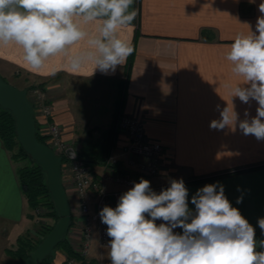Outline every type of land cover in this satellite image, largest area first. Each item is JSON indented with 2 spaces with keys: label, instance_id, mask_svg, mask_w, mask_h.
<instances>
[{
  "label": "crops",
  "instance_id": "0c3cea01",
  "mask_svg": "<svg viewBox=\"0 0 264 264\" xmlns=\"http://www.w3.org/2000/svg\"><path fill=\"white\" fill-rule=\"evenodd\" d=\"M260 3L261 0H134L132 7L137 16L132 26L122 32L134 52L115 74L104 75L97 70L91 76L90 68L75 74L60 58L35 73L22 64L19 51L9 46L0 48V76L15 78L18 84L13 86L19 89L44 83L48 90L56 92L49 100L53 118L66 129L63 139L75 154L77 130L87 128L86 122L96 129L107 127L119 97L121 113L140 118L145 137L163 146V166L152 178L154 191L159 193L170 186V180L182 178L189 190V208L194 212L191 197L196 191L220 182L232 206L255 228L257 240L264 239L257 223L264 218V141L243 135L238 127L235 132L209 127L212 120L220 118L217 105L222 109L226 101L230 103L224 83L240 80L231 73L226 53L236 34L247 33L244 23L255 31ZM233 103L240 119L245 118V110L249 118L256 115V101L244 104L233 98ZM105 104L110 107V116L108 124L101 125L97 114L104 111ZM121 143L117 133L112 150L115 155L120 156ZM65 191L72 204L73 191ZM241 196L242 202L237 203ZM29 212L16 163L0 140L2 248L12 245L26 228L33 226L30 227ZM175 232L182 233V229ZM107 253V246H100L95 236L89 257L103 264L105 258L110 261Z\"/></svg>",
  "mask_w": 264,
  "mask_h": 264
},
{
  "label": "clouds",
  "instance_id": "9594fccd",
  "mask_svg": "<svg viewBox=\"0 0 264 264\" xmlns=\"http://www.w3.org/2000/svg\"><path fill=\"white\" fill-rule=\"evenodd\" d=\"M133 4L134 0H0V48L18 50L22 64L35 73L60 58L75 74L90 68L91 76L97 70L112 75L134 52L122 36L137 16ZM258 9L255 31L244 23L247 33L236 34L226 53L231 73L240 80L224 83L230 103L222 109L217 105L220 118L209 127L231 132L238 127L243 135L264 141V0ZM233 98L244 104L256 101V115L249 118L245 110L240 119ZM169 184L157 193L141 178L119 197L115 208H102L99 216L107 225L111 264H264V239L257 240L255 228L232 206L220 182L196 191L191 197L194 212L184 180ZM257 223L264 236V218ZM177 228L182 233L175 232Z\"/></svg>",
  "mask_w": 264,
  "mask_h": 264
},
{
  "label": "built area",
  "instance_id": "2783aa9c",
  "mask_svg": "<svg viewBox=\"0 0 264 264\" xmlns=\"http://www.w3.org/2000/svg\"><path fill=\"white\" fill-rule=\"evenodd\" d=\"M26 95L31 98L37 132L46 138L45 144L55 154L62 156L60 179L64 189H71L75 197L69 203L71 218L64 236L80 258L93 259L89 257L93 238L97 236L100 246H107L110 240L100 211L105 205L115 208L119 197L141 178L149 180L155 189L152 178L163 166V146L145 137L140 118L123 112L115 123L122 137L120 156L112 148L104 162L91 165L73 153L69 142L63 139V129L53 118L48 95L36 87L26 90ZM68 149L74 157L68 154ZM82 259L64 254L59 264H82Z\"/></svg>",
  "mask_w": 264,
  "mask_h": 264
},
{
  "label": "trees",
  "instance_id": "16d2710c",
  "mask_svg": "<svg viewBox=\"0 0 264 264\" xmlns=\"http://www.w3.org/2000/svg\"><path fill=\"white\" fill-rule=\"evenodd\" d=\"M127 68H130V59L128 61ZM3 78V77H2ZM4 79V78H3ZM5 80V79H4ZM116 109L113 115L112 122L105 128L99 130V136L95 142L94 151L88 153L87 150H80L77 152L78 156L82 157L87 163L91 165H97L104 162L105 157L109 155L112 148H114L117 140L116 120L121 114L122 99L119 97L115 100ZM37 139L45 143L43 137L39 135L36 130ZM0 140L3 146L11 152V157L14 160L28 159V163L17 169V176L21 191L23 192L28 207L30 210L35 209L37 206L47 207V216L53 218L54 223L41 226V237L37 240H32L28 235V231L25 235L20 236L16 240L15 249H7V252L15 259L19 260V264L30 254V252L40 243L43 237L53 228L54 224L59 218L58 210L51 197L50 191L46 183V173L44 168L36 161L30 159L28 153L19 144L16 132H15V118L13 114L8 110L0 106ZM28 217L32 218V214H28ZM61 248V251L67 256H74L80 258L77 253L72 249V246L65 238L59 241L56 245ZM54 247V249L56 248ZM53 249V250H54ZM52 250V251H53ZM51 252L43 258L38 264H54L53 259L48 256ZM82 264H98L94 259L84 260Z\"/></svg>",
  "mask_w": 264,
  "mask_h": 264
},
{
  "label": "water",
  "instance_id": "95a60500",
  "mask_svg": "<svg viewBox=\"0 0 264 264\" xmlns=\"http://www.w3.org/2000/svg\"><path fill=\"white\" fill-rule=\"evenodd\" d=\"M0 106L8 109L15 118L16 137L31 160L40 164L46 173V183L58 210L59 218L53 228L20 264H38L59 243L70 224L71 210L66 191L60 179L62 156L36 137L34 111L26 89H19L0 76ZM69 155L71 150H67Z\"/></svg>",
  "mask_w": 264,
  "mask_h": 264
},
{
  "label": "rangeland",
  "instance_id": "374dc122",
  "mask_svg": "<svg viewBox=\"0 0 264 264\" xmlns=\"http://www.w3.org/2000/svg\"><path fill=\"white\" fill-rule=\"evenodd\" d=\"M4 79H5V81H7L8 83H10L12 85L18 84V81H16L15 78H13V79L12 78H10V79L4 78ZM31 87H36V88L42 89L43 92L46 95H48V98L50 100H51L50 96L53 95L54 93H56L54 90L53 91L48 90V88L45 87L44 83H38V84H35V85H32V86H29V87L26 88V90H28ZM28 100L30 102L31 98L28 97ZM103 106L105 107L104 108V111L98 112V114H97V115H99V117H97L99 119L98 123H100L101 125L108 124L107 121L109 120V116H110L109 111L107 110V108L110 109L109 105L108 104H105ZM87 111L91 112L88 109H87ZM86 125H87V128H80V129L77 130V132H78L79 135L78 136L75 135V139L73 141V145L75 146V148L78 151H80L79 149H81L80 146L86 148L87 150H89V149L92 148V150H90L91 153H92L94 151V146H95L94 144H95V142L98 139L99 130L101 129V127L99 129H96L94 126H91L92 125L91 123H88V122H86ZM61 126H62V129L65 132L66 129L64 128L63 125H61ZM39 135H41V134L39 133ZM42 137H43L44 142L47 141V140H45L46 138L44 136H42ZM9 153L11 154V152H9ZM14 161L16 163L17 169L19 167H21V166H23V165H25V164L28 163V159H17V160H14ZM48 210L49 209L47 207L41 206V205L37 206L33 210H30L29 213L32 214V218H31L32 220H31V223H30V227L32 225L33 226L31 228H26L18 237L23 236L28 231H30L28 235L32 238V240H37L38 238H40L41 237V234H40V232H41V229H40L41 226L54 223L53 218H51V217H49V216L46 215L48 213ZM17 238L15 239V241L13 242V244L12 245H9L8 247L2 248V246H0V249H1L0 250V264H19V260L13 258L11 256V254H9L7 252V249H15ZM64 254L65 253H63L61 251V248L59 246H56V248L51 252V254L48 257L53 259L54 264H59L60 262L63 261ZM103 264H111V261H108V259L105 258Z\"/></svg>",
  "mask_w": 264,
  "mask_h": 264
}]
</instances>
